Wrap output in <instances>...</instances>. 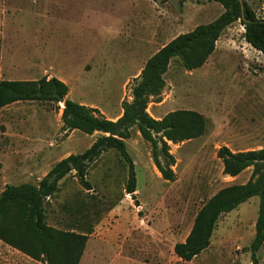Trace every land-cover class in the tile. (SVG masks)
Masks as SVG:
<instances>
[{"label":"rangeland","instance_id":"374dc122","mask_svg":"<svg viewBox=\"0 0 264 264\" xmlns=\"http://www.w3.org/2000/svg\"><path fill=\"white\" fill-rule=\"evenodd\" d=\"M246 1L264 19V0ZM223 11L212 0H0V80L57 77L68 85L69 98L114 115L131 99L149 57ZM244 34L240 21L229 25L199 68L187 70L174 58L160 100L148 105L155 116L191 109L205 117L202 135L168 142L175 180L163 177L150 143L133 128L125 141L136 168L135 195L126 191V161L108 149L89 167L92 189L72 172L47 199L49 224L89 232L79 264H253L249 247L259 196L222 214L210 246L192 260L174 251L211 196L250 179L252 167L234 177L224 174L219 148L264 147V52ZM63 107L55 100L0 107V189L4 183L37 184L55 163L83 152L100 134L63 130ZM257 256L264 264V243ZM0 264L43 263L0 241Z\"/></svg>","mask_w":264,"mask_h":264},{"label":"trees","instance_id":"16d2710c","mask_svg":"<svg viewBox=\"0 0 264 264\" xmlns=\"http://www.w3.org/2000/svg\"><path fill=\"white\" fill-rule=\"evenodd\" d=\"M212 1L219 2L224 11L213 21L180 33L148 58L131 87V100L122 102L123 113L116 120L107 118L96 107L69 98L68 85L57 77L0 80V107L18 101L58 102L60 97H64L63 130L100 133L86 150L71 153L55 163L37 184L6 185L0 193L2 242L43 264H79L89 232L49 224L47 199L54 196L60 181L72 172L85 189H92L87 177L89 167L108 149H116L126 161V191L135 195L136 168L125 141L131 137L133 128L150 143L154 163L163 177L175 180L172 166L176 159L168 142L178 143L202 135L206 120L203 114L191 109H177L159 119L149 113L151 99L160 100L165 87L164 73L170 62L177 57L187 70L203 66L215 51L224 30L236 21L245 28L246 41L264 52V19L257 17L246 0H243L244 13L240 0ZM217 155L222 161L224 174L234 177L252 167L251 177L245 183L227 185L211 196L198 210L187 237L174 245V251L183 260H192L210 246L222 214L234 210L253 196H259L255 234L249 247L252 263L258 264L257 253L264 243V147L234 151L222 146Z\"/></svg>","mask_w":264,"mask_h":264},{"label":"crops","instance_id":"0c3cea01","mask_svg":"<svg viewBox=\"0 0 264 264\" xmlns=\"http://www.w3.org/2000/svg\"><path fill=\"white\" fill-rule=\"evenodd\" d=\"M61 80V79H60ZM63 81V80H62ZM64 82V81H63ZM131 98H132V96H131ZM74 100V99H73ZM128 100H131V99H128ZM76 101V100H75ZM124 101V100H123ZM122 101V102H123ZM78 102H80V103H83V104H86V103H84V102H81V101H78ZM86 105H88V104H86ZM88 106H91V105H88ZM92 107H94V106H92ZM97 108V107H96ZM99 109V108H98ZM100 110V109H99ZM100 112L102 113V114H104L103 112L104 111H101L100 110ZM122 113H123V108H122V105H121V107H120V110H119V112L118 113H116V114H114V115H112V114H108V115H105L107 118H110V119H113V120H116V119H118L121 115H122ZM152 114V113H151ZM153 115V114H152ZM153 117H156V118H161V116H155V115H153ZM94 142V141H93ZM53 167V166H52ZM51 167V168H52ZM50 168V169H51ZM250 168V167H249ZM248 169V168H247ZM246 170V169H245ZM244 170V171H245ZM243 173V172H242ZM241 174V173H240ZM46 175V174H45ZM44 175V176H45ZM229 176V175H228ZM251 177V176H250ZM6 185L7 184H5L4 183V187L2 188V189H0V193L3 191V189L6 187ZM1 241V240H0ZM2 242V241H1ZM3 244H5V245H7L6 243H4V242H2ZM7 246H9V245H7ZM9 247H11V246H9ZM11 248H13V247H11Z\"/></svg>","mask_w":264,"mask_h":264},{"label":"water","instance_id":"95a60500","mask_svg":"<svg viewBox=\"0 0 264 264\" xmlns=\"http://www.w3.org/2000/svg\"><path fill=\"white\" fill-rule=\"evenodd\" d=\"M241 5H242V9H243V13H244V4H243V0H240ZM65 98L64 97H60V101L64 103Z\"/></svg>","mask_w":264,"mask_h":264}]
</instances>
